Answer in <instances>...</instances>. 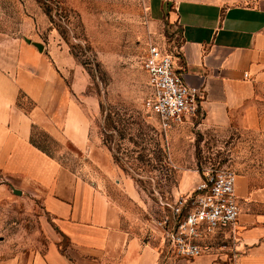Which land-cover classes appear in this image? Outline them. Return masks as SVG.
<instances>
[{
	"label": "rangeland",
	"instance_id": "rangeland-1",
	"mask_svg": "<svg viewBox=\"0 0 264 264\" xmlns=\"http://www.w3.org/2000/svg\"><path fill=\"white\" fill-rule=\"evenodd\" d=\"M58 1L70 12L60 18L53 16L50 23L33 0H0V36L40 44L42 52L52 53L66 67L63 82L83 116L73 126L77 131L80 126L86 130L85 143L94 153L88 155L86 146L79 148L65 136H51L57 145L45 144L58 163L77 177L99 183L122 211V223L153 245L160 256L186 260L169 253L163 233L164 221L172 218L169 207L173 200L191 193L206 168H228L245 176L251 185H264V131L201 130L197 125L201 110L166 132L159 131L156 117L145 108L150 89L143 58L147 47L155 45L182 72L180 28L170 19L168 8L160 12L159 0ZM57 24L64 29L62 36ZM18 106L28 112L33 103L20 96ZM108 108L118 117L124 112L120 117L128 122V134L119 151L113 145L120 141L116 132L107 131L115 160L100 137ZM115 116L110 113L112 120ZM42 132L36 126L33 138L42 142ZM149 137L153 140L147 141L150 144L145 145L143 160H136L139 147L132 141ZM100 163L110 165L116 174L104 176ZM123 182L134 188L135 198L124 192ZM53 244L67 253L68 239L43 210L37 190L0 174V263L21 258L26 264L30 255Z\"/></svg>",
	"mask_w": 264,
	"mask_h": 264
},
{
	"label": "crops",
	"instance_id": "crops-1",
	"mask_svg": "<svg viewBox=\"0 0 264 264\" xmlns=\"http://www.w3.org/2000/svg\"><path fill=\"white\" fill-rule=\"evenodd\" d=\"M165 1L159 0V11L168 8L180 28L182 77L201 90L198 127L264 131V0ZM65 69L28 39L0 36V174L35 188L69 243L67 253L53 244L30 255L26 264H264V185L236 175L234 244L213 245L190 260L168 259L122 223V211L99 183L83 181L33 147L32 124L94 153L85 143L86 130L73 126L83 116L63 82ZM20 96L33 103L28 112L18 106ZM98 166L106 177L116 174L110 165ZM123 186L136 197L132 186Z\"/></svg>",
	"mask_w": 264,
	"mask_h": 264
},
{
	"label": "built area",
	"instance_id": "built-area-1",
	"mask_svg": "<svg viewBox=\"0 0 264 264\" xmlns=\"http://www.w3.org/2000/svg\"><path fill=\"white\" fill-rule=\"evenodd\" d=\"M150 95L145 101L159 131L189 120L200 111L198 87L186 83L170 55L149 45L143 58ZM236 174L228 168H206L188 195H178L169 207L170 222L163 233L169 253L190 260L210 252L213 245L237 240Z\"/></svg>",
	"mask_w": 264,
	"mask_h": 264
},
{
	"label": "trees",
	"instance_id": "trees-1",
	"mask_svg": "<svg viewBox=\"0 0 264 264\" xmlns=\"http://www.w3.org/2000/svg\"><path fill=\"white\" fill-rule=\"evenodd\" d=\"M34 3L38 6V8L40 9L41 13L44 14L48 20V22H52V17L53 16H57L58 18L62 17L64 12H70V10H67L65 7L62 6V4L60 3V1L58 0H33ZM56 29L59 33L60 36H62L64 29L62 28V26H60L59 24L56 25ZM74 58L76 57V54H73ZM82 63V62H81ZM100 112L103 113L104 109L100 106ZM105 115L104 118L106 120L105 122V129L104 130H100V137H101V142L102 144L105 146V148L109 151V153L112 155V158L115 157L113 156L112 150L114 149V147H112V143H111V136L110 133L107 131L112 130L114 132H116L117 136H118V141L117 143H113V145L115 144V149L116 151L120 150V147L122 146V142L125 139V134H128L127 132V124L128 122L126 121V119L124 120L123 117H120L122 115H124V112L121 113V115L118 117L117 112H113V110H111V108H108L107 111H105ZM110 113H112L113 115H116L115 118L112 120V118L110 117ZM35 125H31V129H30V134L28 137V142L35 147L36 149L40 150L41 152H43L45 155H47L50 158H54L52 152L50 151V149L46 146L45 143H50L52 145H57V142L55 141V139H53L50 135H48L45 131L42 132L41 137H42V142H38L36 141L33 136H32V130L35 128ZM138 139L140 137H137ZM128 140H131V138H127ZM153 140L151 137L146 138V139H142L140 141H132V143L134 144V146L139 147L136 154V160L140 161L143 160L144 157V150L146 149V144H150V142ZM145 141V143L143 142ZM44 142V143H43ZM142 143H144L143 145H141ZM153 148H156V143L153 141ZM134 151V150H133ZM55 159V158H54ZM56 160V159H55ZM57 161V160H56Z\"/></svg>",
	"mask_w": 264,
	"mask_h": 264
},
{
	"label": "water",
	"instance_id": "water-1",
	"mask_svg": "<svg viewBox=\"0 0 264 264\" xmlns=\"http://www.w3.org/2000/svg\"><path fill=\"white\" fill-rule=\"evenodd\" d=\"M36 48L38 49V51H41V45L40 44H35ZM14 192L16 194H19L20 192L18 190H14Z\"/></svg>",
	"mask_w": 264,
	"mask_h": 264
}]
</instances>
